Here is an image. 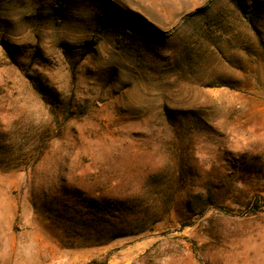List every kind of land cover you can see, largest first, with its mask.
Segmentation results:
<instances>
[{
    "label": "rangeland",
    "instance_id": "obj_1",
    "mask_svg": "<svg viewBox=\"0 0 264 264\" xmlns=\"http://www.w3.org/2000/svg\"><path fill=\"white\" fill-rule=\"evenodd\" d=\"M92 260L264 264V0H0V264Z\"/></svg>",
    "mask_w": 264,
    "mask_h": 264
},
{
    "label": "trees",
    "instance_id": "obj_2",
    "mask_svg": "<svg viewBox=\"0 0 264 264\" xmlns=\"http://www.w3.org/2000/svg\"><path fill=\"white\" fill-rule=\"evenodd\" d=\"M60 5V3H59ZM102 17H104L102 15ZM105 19V17L102 20ZM99 201H93L92 205L89 206V208H92V216L97 217L99 215V213L105 214L106 216H108V218L110 219L109 224L112 230L116 229V225L115 224H119V223H124L126 220L125 218H123L122 214L120 213V211L123 213V211L125 212L127 210V206H123V208L121 209L118 205L119 201L113 200V199H107V200H102L101 203H98ZM107 208V209H106ZM121 209V210H120ZM91 209H89L88 211L90 212ZM105 210V211H104ZM131 225L128 222H125L124 224H120L118 227L121 230H124L126 228V226ZM128 235H133L132 233H124V234H118L116 236H111L110 239H115V238H119V237H124V236H128ZM86 264H103L102 262H98L97 260H92Z\"/></svg>",
    "mask_w": 264,
    "mask_h": 264
}]
</instances>
